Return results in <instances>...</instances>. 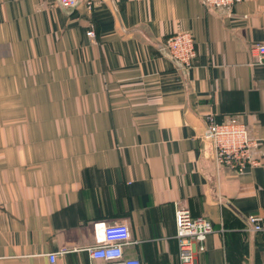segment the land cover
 <instances>
[{"label":"crops","instance_id":"crops-1","mask_svg":"<svg viewBox=\"0 0 264 264\" xmlns=\"http://www.w3.org/2000/svg\"><path fill=\"white\" fill-rule=\"evenodd\" d=\"M95 31L96 38L88 33ZM191 33L187 69L162 49ZM264 0H0V264H91L95 224L127 222L126 258L181 264L176 212L214 226L197 264H260ZM242 123L262 163L219 169L206 118ZM198 247V243H195Z\"/></svg>","mask_w":264,"mask_h":264},{"label":"built area","instance_id":"built-area-1","mask_svg":"<svg viewBox=\"0 0 264 264\" xmlns=\"http://www.w3.org/2000/svg\"><path fill=\"white\" fill-rule=\"evenodd\" d=\"M98 0H60L63 7L73 9L85 4L89 11L95 8ZM206 8L231 10L243 0H200ZM90 38H96L95 31L88 33ZM174 60L184 69L193 65L197 57L196 42L191 33H174L168 36L162 45ZM254 61L264 63V42L252 45ZM206 140L212 139L215 151L216 166L237 174H244L248 170L259 166L253 150L259 148L260 142L251 137L248 127L242 123H219L216 115L206 118ZM177 241L180 250L181 264H197L196 253L205 251L207 238L214 233V226L207 218H194L190 211L180 208L176 212ZM249 230L264 232L262 218L250 216L248 218ZM95 245L89 250L91 264H142L140 260L126 258L124 249L132 241L131 230L127 222L107 225L95 224ZM195 243H198L196 247ZM66 251L49 255L51 264H56ZM260 264H264V261Z\"/></svg>","mask_w":264,"mask_h":264},{"label":"water","instance_id":"water-1","mask_svg":"<svg viewBox=\"0 0 264 264\" xmlns=\"http://www.w3.org/2000/svg\"><path fill=\"white\" fill-rule=\"evenodd\" d=\"M213 141L212 139H207L206 140V149H205V154L207 155L208 158H214V147H213Z\"/></svg>","mask_w":264,"mask_h":264},{"label":"rangeland","instance_id":"rangeland-1","mask_svg":"<svg viewBox=\"0 0 264 264\" xmlns=\"http://www.w3.org/2000/svg\"><path fill=\"white\" fill-rule=\"evenodd\" d=\"M259 148H260V144H259V146H258ZM258 149V148H257ZM257 149H255V150H253V155H254V157H255V151L257 150ZM255 159H256V161L257 162H259L260 164H262L256 157H255ZM214 162H215V164H216V159H215V151H214ZM259 164V165H260ZM258 167V166H257ZM255 168V167H254ZM222 169H224V168H222ZM227 170V169H226Z\"/></svg>","mask_w":264,"mask_h":264},{"label":"trees","instance_id":"trees-1","mask_svg":"<svg viewBox=\"0 0 264 264\" xmlns=\"http://www.w3.org/2000/svg\"><path fill=\"white\" fill-rule=\"evenodd\" d=\"M218 122H219V123H225V122H224V121H222V120H220V121L218 120ZM227 123H228V122H227Z\"/></svg>","mask_w":264,"mask_h":264}]
</instances>
